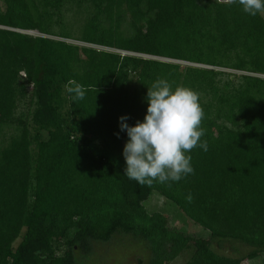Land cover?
<instances>
[{
	"label": "trees",
	"instance_id": "trees-1",
	"mask_svg": "<svg viewBox=\"0 0 264 264\" xmlns=\"http://www.w3.org/2000/svg\"><path fill=\"white\" fill-rule=\"evenodd\" d=\"M3 2L0 264H82L115 243L140 246L147 264L185 250L184 264L264 254V15L225 0ZM158 77L197 91L205 111L208 151L194 149V174L170 187L125 176L129 138L119 126L123 115L130 126L143 121ZM70 79L84 99L66 91ZM154 192L209 239L150 213ZM225 241L250 250L214 248Z\"/></svg>",
	"mask_w": 264,
	"mask_h": 264
},
{
	"label": "clouds",
	"instance_id": "clouds-1",
	"mask_svg": "<svg viewBox=\"0 0 264 264\" xmlns=\"http://www.w3.org/2000/svg\"><path fill=\"white\" fill-rule=\"evenodd\" d=\"M228 5L238 3L242 10L255 17L264 15V0H225ZM147 112L143 121L130 126L127 115L119 117L120 131L128 140L123 149L126 161L125 176L139 185L179 182L194 174L190 153L196 148L208 151L203 121L205 111L200 94L187 86L173 88L165 78H157L147 87ZM65 89L72 99L82 100L87 89L70 79ZM119 138V133H116ZM191 203V193L186 197Z\"/></svg>",
	"mask_w": 264,
	"mask_h": 264
},
{
	"label": "rangeland",
	"instance_id": "rangeland-1",
	"mask_svg": "<svg viewBox=\"0 0 264 264\" xmlns=\"http://www.w3.org/2000/svg\"><path fill=\"white\" fill-rule=\"evenodd\" d=\"M4 2L0 0V8H3ZM68 18H72V13L68 14ZM32 35L40 34L37 30L24 31ZM74 43L82 44L78 41ZM184 63V62H183ZM146 209L150 212H162L168 216L169 225L171 227L183 230L191 235H195L204 239H209L210 231L191 220L185 218V214L173 202L167 200L157 192H154L150 198L145 201ZM231 245L236 246L239 252L233 251ZM216 250L223 254H230L237 256L241 253H247L250 248L243 243L235 241H225L224 247L220 249L217 244L214 245ZM102 247V246H101ZM191 257V251H183L171 264H184ZM147 253L138 245L134 243L113 244L112 248H99L94 257L83 260L82 264H147ZM142 259V263L140 262ZM242 264H264V254L254 260H245Z\"/></svg>",
	"mask_w": 264,
	"mask_h": 264
}]
</instances>
